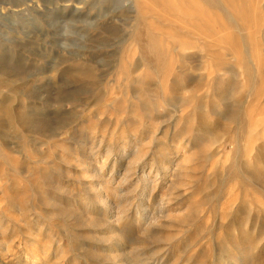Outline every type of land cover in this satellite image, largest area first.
Here are the masks:
<instances>
[{"label":"rangeland","instance_id":"obj_1","mask_svg":"<svg viewBox=\"0 0 264 264\" xmlns=\"http://www.w3.org/2000/svg\"><path fill=\"white\" fill-rule=\"evenodd\" d=\"M226 1L0 0V264H264V0Z\"/></svg>","mask_w":264,"mask_h":264},{"label":"bare ground","instance_id":"obj_2","mask_svg":"<svg viewBox=\"0 0 264 264\" xmlns=\"http://www.w3.org/2000/svg\"><path fill=\"white\" fill-rule=\"evenodd\" d=\"M180 1V0H179ZM262 3V2H261ZM227 8L229 9V11L231 12L232 15H234V19L235 18H242L244 16H249L252 15V19L251 20H254V22L256 21V13H255V8L251 9V8H248V7H244V0H227L225 2ZM246 5V4H245ZM192 6V5H191ZM190 6V7H191ZM260 6V5H259ZM187 8V7H185ZM225 10V8H224ZM187 11V10H186ZM189 11V10H188ZM187 11V12H188ZM196 12V11H195ZM190 13V12H189ZM198 13V12H196ZM184 14V13H183ZM186 15V14H185ZM192 16V15H191ZM232 17V16H231ZM233 18V17H232ZM202 20V19H201ZM205 20V19H203ZM233 20V19H232ZM245 22L244 23H247L249 22L250 18H244ZM193 25V24H192ZM256 25V24H255ZM256 28V27H255ZM203 29V28H202ZM206 30V29H205ZM203 31V30H202ZM201 32V31H200ZM256 36V35H255ZM234 44V43H233ZM233 92V91H232ZM229 97V96H228ZM93 221V220H92ZM91 223V222H90Z\"/></svg>","mask_w":264,"mask_h":264}]
</instances>
